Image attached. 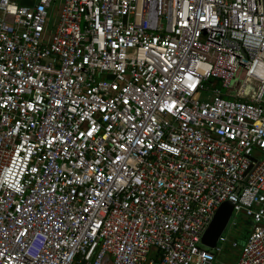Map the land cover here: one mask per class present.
<instances>
[{
	"label": "built area",
	"instance_id": "1",
	"mask_svg": "<svg viewBox=\"0 0 264 264\" xmlns=\"http://www.w3.org/2000/svg\"><path fill=\"white\" fill-rule=\"evenodd\" d=\"M224 201L247 234L210 248ZM225 245L264 264V0H0V264Z\"/></svg>",
	"mask_w": 264,
	"mask_h": 264
},
{
	"label": "rangeland",
	"instance_id": "2",
	"mask_svg": "<svg viewBox=\"0 0 264 264\" xmlns=\"http://www.w3.org/2000/svg\"><path fill=\"white\" fill-rule=\"evenodd\" d=\"M16 1L20 2V0H16ZM53 20H54V17L52 16L50 20L51 25H52ZM242 75H243V69H240L238 71L237 76L235 77V80L232 86H234L236 82L240 81V79L242 78ZM235 218L238 220L236 224L232 225L231 222L229 221L225 229L223 230L222 234L229 241L237 240L239 245H241L245 238V234H244L245 225L244 224H246L245 222L246 220L239 215L235 216ZM238 251H239L238 249H231L229 246L225 245V248L223 249L221 254L218 256L217 264L219 263L234 264Z\"/></svg>",
	"mask_w": 264,
	"mask_h": 264
},
{
	"label": "water",
	"instance_id": "3",
	"mask_svg": "<svg viewBox=\"0 0 264 264\" xmlns=\"http://www.w3.org/2000/svg\"><path fill=\"white\" fill-rule=\"evenodd\" d=\"M233 203L224 201L215 211V214L202 236V243L207 247H214L220 234L225 229L232 213Z\"/></svg>",
	"mask_w": 264,
	"mask_h": 264
},
{
	"label": "trees",
	"instance_id": "4",
	"mask_svg": "<svg viewBox=\"0 0 264 264\" xmlns=\"http://www.w3.org/2000/svg\"><path fill=\"white\" fill-rule=\"evenodd\" d=\"M246 222V224H244L245 225V228H244V234H245V237H246V234H247V221H245ZM245 239V238H244Z\"/></svg>",
	"mask_w": 264,
	"mask_h": 264
}]
</instances>
